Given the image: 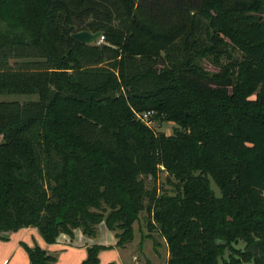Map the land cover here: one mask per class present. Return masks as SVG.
I'll list each match as a JSON object with an SVG mask.
<instances>
[{"label": "trees", "instance_id": "obj_1", "mask_svg": "<svg viewBox=\"0 0 264 264\" xmlns=\"http://www.w3.org/2000/svg\"><path fill=\"white\" fill-rule=\"evenodd\" d=\"M2 92L36 99L0 101V238L102 222L122 247L144 210L166 264H264V0H0Z\"/></svg>", "mask_w": 264, "mask_h": 264}, {"label": "crops", "instance_id": "obj_2", "mask_svg": "<svg viewBox=\"0 0 264 264\" xmlns=\"http://www.w3.org/2000/svg\"><path fill=\"white\" fill-rule=\"evenodd\" d=\"M76 237H78L77 242L71 236L60 233L54 242L46 243L33 227H24L4 233L3 238H0V264H28L23 245L28 247L37 245L51 254L54 260L50 264H79L85 258L86 246L91 244L109 246L98 252L97 264H125L123 259L125 255L129 256L126 264H131L128 247L132 239L122 247L115 246L113 232L108 230L102 222L97 224L93 237H87L80 232Z\"/></svg>", "mask_w": 264, "mask_h": 264}, {"label": "rangeland", "instance_id": "obj_3", "mask_svg": "<svg viewBox=\"0 0 264 264\" xmlns=\"http://www.w3.org/2000/svg\"><path fill=\"white\" fill-rule=\"evenodd\" d=\"M204 67H207L206 63H203ZM36 99L35 94H17V93H0V101H18L24 102L28 100ZM148 119V120H146ZM143 120L146 124L153 129L155 132H162L166 135L171 133L172 127L174 126L171 122L166 121H158L153 118L143 117ZM145 186L148 188L151 185L150 178L143 179ZM156 183L159 188L163 187L166 190L170 189V185L165 183V173L164 171H160L156 177ZM211 188L213 189L214 193L217 195L218 190L216 186L211 183ZM74 230V232H73ZM71 238L77 242L78 237L77 233H81V231L76 228L73 229ZM132 231H133V238L132 241L129 243V255L131 264H166V246L164 240L161 236L153 229L148 230L146 227V212L142 210L138 214V219L132 223ZM76 233V234H75ZM244 243L239 241L234 244V247L238 250H242L244 248ZM248 247V246H247ZM226 251L223 253V257L226 258ZM168 256V254H167ZM125 264L128 263L129 256L125 255L123 257ZM218 264H220V258L217 259ZM243 264H253L252 260L246 261Z\"/></svg>", "mask_w": 264, "mask_h": 264}, {"label": "water", "instance_id": "obj_4", "mask_svg": "<svg viewBox=\"0 0 264 264\" xmlns=\"http://www.w3.org/2000/svg\"><path fill=\"white\" fill-rule=\"evenodd\" d=\"M99 35H100L99 31L90 32L87 30H79V31L72 32L70 34L71 38L81 43H85V44L93 43ZM246 251L251 254L256 255L257 254L256 244L251 243L250 245H248V247L246 248Z\"/></svg>", "mask_w": 264, "mask_h": 264}, {"label": "built area", "instance_id": "obj_5", "mask_svg": "<svg viewBox=\"0 0 264 264\" xmlns=\"http://www.w3.org/2000/svg\"><path fill=\"white\" fill-rule=\"evenodd\" d=\"M103 42V37L101 35H99L96 40L93 42L95 44H100ZM150 115V112H145V113H142L141 115H137V117H140L141 120H143V117H147ZM147 120V119H146ZM144 121V120H143ZM145 122V121H144ZM146 123V122H145Z\"/></svg>", "mask_w": 264, "mask_h": 264}]
</instances>
